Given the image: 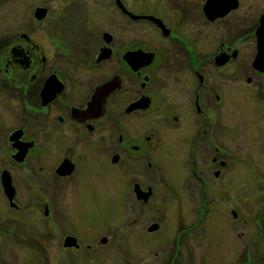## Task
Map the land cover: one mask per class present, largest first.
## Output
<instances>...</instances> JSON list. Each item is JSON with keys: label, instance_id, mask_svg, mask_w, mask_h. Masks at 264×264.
I'll return each instance as SVG.
<instances>
[{"label": "flooded vegetation", "instance_id": "flooded-vegetation-1", "mask_svg": "<svg viewBox=\"0 0 264 264\" xmlns=\"http://www.w3.org/2000/svg\"><path fill=\"white\" fill-rule=\"evenodd\" d=\"M165 1L167 10L159 0L5 1L9 22L0 25V188L11 208L19 204L14 176L69 179L81 169L73 153L78 146L91 152L86 160L91 167L98 168L97 161L105 168L118 164L120 175L142 171L138 174L147 177L145 172H150L151 181L139 186L152 192L158 167L153 163L158 158L155 151L163 131L184 122L183 106L199 121L188 137L185 161L203 160L195 149L201 144L210 145L216 152L210 150L212 160L225 165L215 147L212 125V120L220 123L221 83L206 90L211 77L206 64L219 69L236 57L232 28H237V19L231 12L239 1L213 17H209L213 11L205 10L206 0L198 7L197 0ZM261 15L264 12L258 14L249 35L255 47L251 65L264 74L253 65ZM209 24L226 37L218 40L208 59L197 46ZM45 45L51 53H46ZM174 68L179 72L176 92L168 87ZM188 87L189 99L184 101ZM191 172L201 180L198 170L193 167ZM4 176L13 188L10 199L3 189ZM47 201H41V214L47 212ZM176 238L185 236L177 230Z\"/></svg>", "mask_w": 264, "mask_h": 264}, {"label": "rangeland", "instance_id": "rangeland-1", "mask_svg": "<svg viewBox=\"0 0 264 264\" xmlns=\"http://www.w3.org/2000/svg\"><path fill=\"white\" fill-rule=\"evenodd\" d=\"M5 1H0V25L9 22ZM159 1L167 10L168 2ZM238 1L231 12L237 19V28H232L236 57L219 69L206 64L211 67L206 90L221 83L220 123L212 120V125L215 147L225 165L212 160L216 152L210 145L201 144L195 149L203 160L185 161L188 137L199 122L186 106L184 122L163 131L162 144L155 151L154 187L145 199L154 205L142 204L134 190L144 191L139 185L151 181L150 172H145L147 177L138 174L142 171L120 175L118 164L105 168L97 161L98 168L91 167L86 163L91 152L78 146L73 153L81 169L69 179L14 176L17 208L8 205L0 188V264H264V74L251 65L255 47L249 35L258 14L264 12V0ZM201 34L197 47L208 58L225 33L209 24ZM45 47L46 53L52 52ZM171 72L174 78H168V87L176 92L179 72L176 68ZM189 79L192 86L193 77ZM189 91L190 87L184 101ZM193 167L202 181L191 172ZM40 200L48 203L45 215ZM152 223L156 227L148 229ZM177 230L184 240L175 239ZM66 234L73 235L79 246L63 245Z\"/></svg>", "mask_w": 264, "mask_h": 264}, {"label": "water", "instance_id": "water-1", "mask_svg": "<svg viewBox=\"0 0 264 264\" xmlns=\"http://www.w3.org/2000/svg\"><path fill=\"white\" fill-rule=\"evenodd\" d=\"M237 4V0H206L205 1V10L206 12L213 11L212 15H209V17H213L215 15L223 14L226 10L229 8L235 7ZM261 23L258 26L256 32L257 36V43H256V54L253 61L254 67L263 70L264 66H262V62L264 59V15H261ZM2 185L3 189L7 195V197L10 199L12 195L13 188L9 183V178L7 176L2 177ZM135 190V196L137 198H142L143 200L146 199L148 192L142 191L139 189V187H134ZM156 223H152L148 229H154L156 227ZM101 241H105V237L100 238ZM63 245L65 246H77V242L71 235H65L63 238Z\"/></svg>", "mask_w": 264, "mask_h": 264}, {"label": "bare ground", "instance_id": "bare-ground-1", "mask_svg": "<svg viewBox=\"0 0 264 264\" xmlns=\"http://www.w3.org/2000/svg\"><path fill=\"white\" fill-rule=\"evenodd\" d=\"M114 84V83H113ZM111 87V86H110ZM97 94V93H96ZM93 109V108H92Z\"/></svg>", "mask_w": 264, "mask_h": 264}]
</instances>
